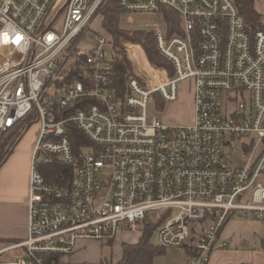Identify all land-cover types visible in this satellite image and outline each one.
I'll use <instances>...</instances> for the list:
<instances>
[{"label":"built area","instance_id":"obj_1","mask_svg":"<svg viewBox=\"0 0 264 264\" xmlns=\"http://www.w3.org/2000/svg\"><path fill=\"white\" fill-rule=\"evenodd\" d=\"M108 1L0 0V143L40 123L27 236L0 249V264H43L44 256L62 264L79 241L107 243L147 225L187 264H207L230 218L264 220V15L253 28L234 0H118L123 14L177 12L181 33L169 36L166 23L154 29L171 76L142 45L102 32L78 48ZM124 57L135 69L121 91L113 67ZM187 80L191 119L164 123L150 113L155 94L178 101ZM69 123L89 142L77 152ZM245 140L246 165H236L229 157ZM57 164L48 182L43 170Z\"/></svg>","mask_w":264,"mask_h":264},{"label":"trees","instance_id":"obj_2","mask_svg":"<svg viewBox=\"0 0 264 264\" xmlns=\"http://www.w3.org/2000/svg\"><path fill=\"white\" fill-rule=\"evenodd\" d=\"M234 2L238 7L240 13L246 17L249 25L253 28H258L263 13H261L257 9L255 0H234ZM99 13H101L103 16V30L112 38L115 44H118L121 40L141 44L148 61L155 67L167 69L169 74L173 76L174 73L172 64L158 50L155 32L153 30L145 28L131 29L122 27L121 19L123 11L119 7L118 0H111L107 5L99 10ZM163 15L168 35L171 36L175 33H181L180 17L177 12L164 8ZM113 69L115 71V75L113 77V85L119 88L121 91L127 90V82L130 77L134 75L132 70L133 64L131 60H129L127 57H124L123 59H117L114 62ZM72 77H78L77 69L73 70ZM157 101H160L158 97ZM27 128L28 125L23 123L18 127V129L4 135V138H2V141L0 143V166L6 160L7 156L12 152L13 148L17 144L18 140H20L24 132L27 130ZM67 128L69 139L76 152L79 151L82 146L89 145V142L84 136L83 132L75 124L69 123L67 125ZM62 167L64 166L61 164H57L56 166H54L55 169L51 167L44 169L43 174L46 180L48 182L56 180L59 175V169ZM154 233L155 227H153L152 225H147L141 232V235L136 242L133 243L124 241L121 244L122 252L120 254V257L115 262H111L110 264H154L158 256L166 253V249L164 247L152 242ZM114 242L115 239H112L105 244L112 245ZM52 260L53 259H51L50 256H44L42 263L53 264ZM55 261L59 262V258L56 257ZM62 264L87 263H76L72 261L71 256H69L65 258ZM101 264H103L102 261Z\"/></svg>","mask_w":264,"mask_h":264},{"label":"rangeland","instance_id":"obj_3","mask_svg":"<svg viewBox=\"0 0 264 264\" xmlns=\"http://www.w3.org/2000/svg\"><path fill=\"white\" fill-rule=\"evenodd\" d=\"M111 0H109L105 5H107ZM257 9L263 13L264 15V0H255ZM104 5V6H105ZM103 6V7H104ZM102 14L98 12V14L93 18L90 23V26L87 28L85 34L86 38L82 39L78 43L79 49H90L92 47V36L98 32H102L103 34L109 36L104 30L102 25ZM121 25L125 28H145L149 30H153L156 28H163L165 27V22L160 14L154 15H129L123 14L121 19ZM110 37V36H109ZM123 42H127L131 44L132 42L121 40ZM120 42V41H119ZM139 44V43H133ZM141 45V44H140ZM130 50H133V47H130ZM135 69V67H133ZM132 69V70H133ZM189 89H190V82L184 81L181 84V92H180V99L175 102H166L162 100L159 94H156V100L154 96V102L150 105V113L157 116L160 120L164 123H185L189 119H191V108L189 100ZM157 97L160 100L157 101ZM163 104V106H162ZM24 124L28 125L27 130L21 136L20 140H18V146H15L13 150L19 151L21 155V161L17 160L15 164V171L19 173L20 168L22 167V161L24 157V153L28 151L33 152V148L35 146L36 141L38 140L39 131H40V123L37 120H33L30 122H25ZM6 137V136H5ZM4 138V135L1 137ZM16 144V145H17ZM263 146L259 148V151L256 154V158L259 157ZM247 154H243L238 151L237 154L233 155V157H229L233 162H236L242 165L243 159L245 157V161H247ZM255 160V159H254ZM31 161H32V153H31ZM46 166L40 165L39 169L43 170ZM239 216L233 217L235 220H238ZM241 219V218H240ZM244 221H247V224L243 226V230L247 233H252L254 230L263 229L261 222H264L262 219H257L253 217L245 218ZM253 223V224H251ZM138 235L132 233H125V234H118L116 241L112 244H101L98 240H83L79 241L77 246L78 250L71 255L72 261L76 263H87V264H110L111 262H115L120 252V244L124 240L128 241H135L137 240ZM157 236L154 234L152 237V242L157 244ZM166 253L158 256L154 262V264H186L185 261V252L177 247H165ZM186 257V256H185Z\"/></svg>","mask_w":264,"mask_h":264},{"label":"crops","instance_id":"obj_4","mask_svg":"<svg viewBox=\"0 0 264 264\" xmlns=\"http://www.w3.org/2000/svg\"><path fill=\"white\" fill-rule=\"evenodd\" d=\"M244 142L239 147V150L245 155L248 150L246 144L248 141L245 140ZM18 144L15 146H18ZM31 153L33 154L31 150L24 153L22 167L19 173L15 171L16 161H21L22 154L19 151L12 150L0 166V249L8 243L23 240L27 236L29 183L32 170ZM237 153H233L231 156L233 157ZM242 159V165L233 162V160L231 161L236 165L244 166L246 165L245 157ZM258 160L259 157H255V161L257 162ZM243 219L241 216L238 217V220L232 217L224 224L207 264H243L244 262L264 264V222L260 223L263 229L246 233L243 230V226L247 224V221ZM125 233L127 232H123L122 234ZM132 234L138 235L137 240L141 235V233ZM116 239L117 237L115 241ZM137 240L124 241L134 243ZM120 252H122L121 248ZM10 256L7 255L6 257L9 258ZM185 256L184 258L187 264L188 259L186 253Z\"/></svg>","mask_w":264,"mask_h":264},{"label":"snow or ice","instance_id":"obj_5","mask_svg":"<svg viewBox=\"0 0 264 264\" xmlns=\"http://www.w3.org/2000/svg\"><path fill=\"white\" fill-rule=\"evenodd\" d=\"M18 40H19V37L17 38V41L16 42H18Z\"/></svg>","mask_w":264,"mask_h":264}]
</instances>
